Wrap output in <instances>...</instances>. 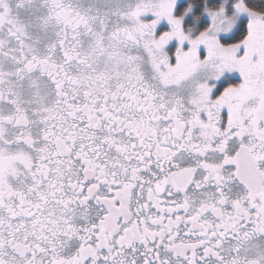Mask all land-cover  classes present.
<instances>
[{
    "label": "snow or ice",
    "instance_id": "snow-or-ice-1",
    "mask_svg": "<svg viewBox=\"0 0 264 264\" xmlns=\"http://www.w3.org/2000/svg\"><path fill=\"white\" fill-rule=\"evenodd\" d=\"M0 264H264V0H0Z\"/></svg>",
    "mask_w": 264,
    "mask_h": 264
}]
</instances>
